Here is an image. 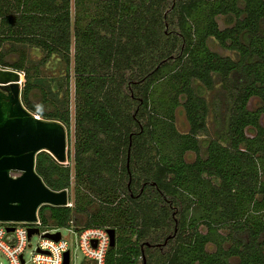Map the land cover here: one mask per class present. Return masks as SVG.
I'll use <instances>...</instances> for the list:
<instances>
[{
	"label": "trees",
	"instance_id": "obj_1",
	"mask_svg": "<svg viewBox=\"0 0 264 264\" xmlns=\"http://www.w3.org/2000/svg\"><path fill=\"white\" fill-rule=\"evenodd\" d=\"M97 1L101 5L96 16L79 26L76 17L71 23V0H0V66L23 70L22 103L35 114L60 120L67 140L71 124L67 98L58 99L57 90L50 88L59 81L48 79L50 87L43 92L51 91L60 106L45 111L46 94L40 101L30 99L33 86L43 81L38 67L30 72L26 57L11 61L4 55L21 43L46 55L54 53L68 64L75 39L78 99L73 155L68 146L69 161L64 163L40 150L35 169L49 187L58 190L69 189L72 167L76 184L90 189L97 203L77 187L71 194L72 205L39 206L42 223L113 227L115 243L107 251L105 264H264V179L259 173L264 168V126L259 123L264 112V0L178 2L173 31L181 34L188 65L169 72L168 77L162 75L174 92L162 93L153 102L160 101V106L148 109L153 76L166 63L159 62L135 78L130 76L131 64L141 54L143 39L146 45L155 44V38L164 33L154 14L166 0ZM199 12L207 13L204 20L196 16ZM217 13L228 19L233 14V24L218 28ZM193 17L197 19L192 21ZM189 22L196 40L192 33H185ZM210 36L235 49L238 58L210 50L204 42ZM118 41L124 42L121 50ZM214 75L220 86L209 105L202 92L215 87ZM173 76L179 80L170 81ZM138 85L141 88L134 94L133 86ZM182 94L189 121L185 132H179L172 120ZM251 95L260 97L255 109L247 107ZM129 96L137 99L141 109H131ZM165 102L167 106L160 109ZM210 109L212 134L201 137L208 132ZM131 121L137 123V131L132 130ZM188 150L195 153L192 161L184 158ZM138 159L145 163L147 174L139 186L133 177ZM200 222L206 225L205 232L198 230ZM169 223L165 232L163 225ZM186 229L191 230L188 236L182 234ZM207 242L215 245L214 250L206 249ZM155 244L159 257L148 251Z\"/></svg>",
	"mask_w": 264,
	"mask_h": 264
},
{
	"label": "rangeland",
	"instance_id": "obj_2",
	"mask_svg": "<svg viewBox=\"0 0 264 264\" xmlns=\"http://www.w3.org/2000/svg\"><path fill=\"white\" fill-rule=\"evenodd\" d=\"M180 1H185V0H166L164 5L160 6L159 11L154 14V21H157L156 23L159 25H163L165 27L164 33L155 38L157 43H149L150 45H146L145 39L141 41V54L140 55H135L132 59V64H131V74L130 76L132 78L139 77L140 74L145 73L148 71V69L154 65H157L159 62L164 61L166 64L163 66V69L157 76H153L155 78V81L152 83L154 84L153 88L151 89V101L147 105V109L150 107L152 108L154 105L160 106V101L156 104L153 103L154 99H158V96H162V93L167 92V95H171L174 92V89L171 88L168 85V80H166V77H162V75L166 74L165 76H169V72H173L176 69L181 68L183 65H188V60H189V55L186 50H184V42H182L181 34H177L173 31V29L176 27V22L178 21V15H177V10L176 9V4ZM242 2L239 4L241 5ZM100 3L97 0H71V5H70V12H71V23L73 25L74 18H78V25L79 26H85L86 23L88 24L93 16H96V11L97 8L100 7ZM170 6V7H169ZM204 14V15H202ZM207 14L206 12H199L196 14V16L203 18L206 17ZM231 18L228 19V17L223 14V13H217L215 15V20L217 22L218 28H225L228 26H231L234 22L233 14H231ZM197 19L196 17L192 18V21ZM191 20V19H190ZM202 20V22H203ZM200 22L199 24H202ZM190 24V22H189ZM189 28V29H188ZM187 31L185 32L186 34L192 33V38L193 40H196L197 38V33H193V26H190L186 28ZM74 36L72 37V44H71V49H70V60L69 63L66 64L64 60L61 59L60 56L52 53L51 55H46L45 52H38L34 49H32L31 45H25L21 43L15 44L14 49L11 51L5 53L4 58L7 60H18L22 57H26V64H28L30 72H33L36 66L38 67V75H40V78L43 79L42 82L36 83L33 88L31 89L30 93V99L32 101H40L42 98H44L45 94L47 99L42 103V108L45 111H50L54 110L56 107L60 106V103L58 104V101L55 98H52L54 96H50L49 92H43L48 90L50 87L48 85V79H56V81H59V85L56 82L55 84H52V91L55 92L57 90L58 94V99L61 98H67V103L66 106L68 107L69 110V116H70V137L68 139V146L71 149V154L73 155V143H74V127H75V109H76V103H77V94L75 92V85H74V64H75V55L77 53L75 49V41H74ZM205 44L207 47L220 54L221 56H228L234 60L238 58L237 51L235 49L226 47L220 42H218L215 38L212 36L206 37L204 39ZM124 42L118 41V47ZM134 44V41L127 42V49L129 52V48ZM148 44V43H147ZM182 46V48H181ZM186 49V48H185ZM146 52L149 53V56H147ZM169 57H171L173 60L168 61ZM42 58V60H41ZM45 58V59H43ZM0 68H10V69H15L20 73L21 76V82L23 83L24 81V73L22 69H18L12 66H0ZM214 74V72H213ZM179 76L176 77H169L170 81H178ZM214 80H215V87L212 89L205 88L204 91L202 92L204 98L208 101L210 105L211 97L213 93L219 89L220 86V80L214 75ZM22 83L20 85L22 86ZM138 84V83H137ZM141 88V85H138L137 87L132 89V92L135 94L136 92H139ZM123 95V94H122ZM65 96V97H64ZM56 97V94H55ZM153 98V101H152ZM179 103L173 108V125L174 127L179 131V132H185L188 131L189 129V121L186 116V112L183 106V99L184 95L178 96ZM128 102H131L132 106L131 109H135L136 111L141 109V107L136 104L137 99L132 98L129 96L127 98ZM157 102V101H156ZM260 97L258 95H251L247 101V107L249 109H255L259 104H260ZM167 103L165 102L162 103L161 105H165L162 108V110L167 106ZM157 108V107H156ZM161 110V111H162ZM135 111V112H136ZM130 112V111H129ZM138 112H136L137 114ZM135 114V113H134ZM161 114H164L163 111ZM38 115V114H37ZM160 115V114H159ZM40 116V114H39ZM42 117V116H41ZM140 118V116H139ZM213 115L212 111L208 112L207 115V126H208V132L206 134L201 135V137L205 136L208 138L210 136L209 134H212V129H213ZM142 120V119H140ZM259 123L264 126V112L260 113L259 116ZM130 126L133 131L138 130V125L136 122L131 121ZM248 135H253V131L246 130ZM142 136V135H141ZM202 153L204 151L205 146L202 145ZM125 159V153L122 155ZM195 157L194 151L188 150L184 154V158L187 161H192ZM123 159V160H124ZM69 159L67 157V160L65 162H68ZM64 162V163H65ZM123 162V161H122ZM69 164L72 166L74 164V161L70 159ZM145 163L142 160H136L135 164H133V177L135 181H138L137 186L140 185L142 179L147 175L145 174L146 171H144V166ZM13 174H17L18 171L12 172ZM71 173V183L69 186V194H70V200L72 201L71 194L74 192V190L78 187L80 188L79 190L82 193H88V195L92 199V203L96 204L97 203V198L95 197V194L90 191V189L86 188L82 183L81 184H76V181L74 180V170L71 167L70 170ZM260 173V178L264 179V168L259 169ZM80 192V193H81ZM67 225H61L60 229L64 234H67ZM171 223L168 225H163V230L165 232L168 231ZM206 225L202 222L199 223L198 225V230L201 232L206 231ZM190 229H186L185 231L182 232L184 236H188L190 233ZM219 231L225 232V228H220ZM75 233H71V240L72 237H74ZM39 239L38 234H33L31 236L30 242L31 245H28L25 250H24V255L26 258H28L31 253L35 249V245L37 244ZM215 245L212 242H207L206 243V249L207 250H214ZM150 253H152L154 256L159 257V251H158V246L153 247L151 249H148ZM156 257V258H157ZM83 254L81 250L78 247H75V244L72 245V254H71V264H82L83 263ZM0 263L1 264H8L7 258L1 253L0 251Z\"/></svg>",
	"mask_w": 264,
	"mask_h": 264
},
{
	"label": "water",
	"instance_id": "obj_3",
	"mask_svg": "<svg viewBox=\"0 0 264 264\" xmlns=\"http://www.w3.org/2000/svg\"><path fill=\"white\" fill-rule=\"evenodd\" d=\"M20 78L17 70L0 68V220H35L41 204L67 202L66 189L49 187L35 169L40 150L48 151L59 162L67 160L66 127L56 118L38 116L22 103ZM15 171L18 173L13 174ZM37 230L29 227L28 234ZM107 230L112 246L115 230ZM49 235L60 237L59 232ZM63 264H68V251Z\"/></svg>",
	"mask_w": 264,
	"mask_h": 264
},
{
	"label": "built area",
	"instance_id": "obj_4",
	"mask_svg": "<svg viewBox=\"0 0 264 264\" xmlns=\"http://www.w3.org/2000/svg\"><path fill=\"white\" fill-rule=\"evenodd\" d=\"M20 83H22L21 78ZM65 189L67 202L62 205L70 206L72 201L69 189ZM8 226L13 228L8 229ZM29 227H37L38 230L28 234ZM107 227L109 226H77L69 223L68 232L64 234L60 225H44L37 209L35 220H0V251L7 258L8 264H63L64 252L68 251V264H71L72 245L75 244V247H78L83 254L82 264H105L110 247V234ZM55 232L60 233L57 239L49 235ZM72 232L75 236L71 240ZM33 234H38L39 239L34 251L26 258L24 250L31 245L30 239Z\"/></svg>",
	"mask_w": 264,
	"mask_h": 264
},
{
	"label": "flooded vegetation",
	"instance_id": "obj_5",
	"mask_svg": "<svg viewBox=\"0 0 264 264\" xmlns=\"http://www.w3.org/2000/svg\"><path fill=\"white\" fill-rule=\"evenodd\" d=\"M156 246H159L158 244H155Z\"/></svg>",
	"mask_w": 264,
	"mask_h": 264
}]
</instances>
